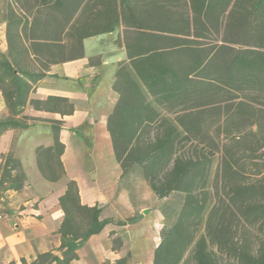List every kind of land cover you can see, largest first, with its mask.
I'll list each match as a JSON object with an SVG mask.
<instances>
[{
  "label": "trees",
  "instance_id": "1",
  "mask_svg": "<svg viewBox=\"0 0 264 264\" xmlns=\"http://www.w3.org/2000/svg\"><path fill=\"white\" fill-rule=\"evenodd\" d=\"M23 7L26 10L20 16L10 13L6 25L8 54L0 59V91L9 117L0 121V137L8 130L29 127V119L23 116L28 104L35 109L73 112L66 98L29 101L34 85L46 77L44 71L73 59L65 58V37H70L81 54L85 39L122 27L128 63L117 72L113 89L119 101L108 120L117 160L125 177L132 165L140 167L158 199L172 192L186 196L175 222L160 232L154 264H185V255L193 245L196 264H218L209 248L210 240L220 245L212 239L220 232L214 221L218 207L198 195L206 190L216 154L222 155L218 181L233 186V199L237 197L242 206L252 208L264 227V186L261 182L233 183L236 163L228 148L242 137L227 130L243 120L256 129L255 135L264 138V107L256 104L264 99V0H38ZM78 14L85 16L83 22H76ZM32 54L41 58L36 59L39 72L22 67L24 58ZM196 101L201 102L193 104ZM60 105L68 110H57ZM164 110L175 115L171 127L162 137L142 144L141 133L157 125ZM209 112L216 113L220 125L217 138L226 135L225 143L217 148L205 144L202 149L206 153L195 158L178 156L182 144L192 146L199 141L196 135ZM52 129L54 145L38 148L37 156L41 174L55 182L65 176L60 161L64 145L59 140L60 128ZM26 181L19 161L7 156L0 187L7 183L9 189L20 191ZM60 204L65 214L59 231L61 256L42 254L33 264H71L88 239L108 224L99 220L98 208L80 204L73 181L67 183ZM75 212H84L89 218L82 234ZM197 225L203 229L201 234L195 230ZM237 255L245 264H264V256L243 251ZM126 261L127 257L103 264Z\"/></svg>",
  "mask_w": 264,
  "mask_h": 264
},
{
  "label": "crops",
  "instance_id": "2",
  "mask_svg": "<svg viewBox=\"0 0 264 264\" xmlns=\"http://www.w3.org/2000/svg\"><path fill=\"white\" fill-rule=\"evenodd\" d=\"M31 57L35 62L41 59L35 54ZM125 63L128 56L120 32L85 39L81 54L51 65L29 97V101L66 98L73 112L35 109L28 104L23 116L29 119V127L8 130L0 137V183L7 156L19 161L27 177L20 191L9 189L7 183L5 189L0 187V264H33L39 255L50 252L61 256L59 231L65 214L60 199L69 181L78 187L80 204L98 208L99 220L108 221L101 233L77 251L71 264L114 263L125 257L126 264H154L164 227V218L155 209L157 196L143 182L129 184L108 129L119 101L113 89L116 75ZM37 66L34 72H39ZM8 117L0 91V121ZM53 126L60 128L59 140L64 145L60 161L65 172L55 182L41 174L37 156L38 148L54 145Z\"/></svg>",
  "mask_w": 264,
  "mask_h": 264
},
{
  "label": "rangeland",
  "instance_id": "3",
  "mask_svg": "<svg viewBox=\"0 0 264 264\" xmlns=\"http://www.w3.org/2000/svg\"><path fill=\"white\" fill-rule=\"evenodd\" d=\"M37 1L19 0L17 4L15 0H0V59L8 54L5 32L10 13L14 12L15 15L20 16V14H23V10H26L23 6L28 4L31 6ZM93 5L92 2L90 6ZM84 19L85 16H82V14H78L75 17L76 22H83ZM114 32H120L121 35L123 34V28L118 27ZM64 42L67 46L64 52L66 59L75 58L80 55L79 49L74 45L70 37H65ZM22 67L31 72L38 69L35 60L29 56L24 58ZM199 102L201 101H196L193 104H199ZM256 104L258 108L264 107V99H260ZM50 108L52 109V107ZM56 109L62 112L68 110L64 105H60ZM174 118L175 115L170 111H162L160 122L157 125H153L152 128L144 130L141 133L140 142L148 145L150 141H154L157 137H162L171 127V120ZM204 120L205 124L203 129L196 135L199 141H195L192 146L190 144H182L177 149L178 156L186 159L191 157L195 158L206 153V150L204 151L202 149L205 144L210 145L211 148H214L215 145V148H217L218 145L222 146L225 143L226 135H222L220 140L217 138L219 133L218 126L220 125L217 122L218 117L216 113L209 112L205 114ZM227 130L233 134L232 136L242 137L239 143H234L228 148L233 154L232 156L236 163L234 165L235 175L233 176V183L238 185H252L261 182L264 186V138L255 135L256 129L248 127V123L243 120L236 122L234 125H230ZM209 139H214V142L209 141ZM200 143L202 145H199ZM221 158L222 155L219 153L212 159L206 190L204 192L198 191V195L203 200H206L208 205L215 204L218 207L214 221L216 226H220L218 227V231L220 232H215L216 234L212 236V239L220 242V245L216 243L212 244V240H210L209 248L214 252L218 264H245L240 259L241 257L237 255L238 252H248L255 257L264 256V227L261 222H257L252 208H247V205L242 206L241 201L237 197L233 199L232 192L234 187L218 181ZM53 161L55 169L59 170L57 159L54 158ZM43 166L45 167V165ZM47 175L49 176L48 173ZM127 179L131 186L133 184L136 186L139 182H143V184L149 186L144 178V171L137 165L130 167ZM6 187L4 186L1 190ZM185 197L184 193L172 192L167 198H157L155 209L159 210L162 214L164 226L175 222L178 213L183 207ZM74 216L78 225V232L80 234L84 233L89 225L88 215L84 212H75ZM195 230L198 234L203 232L200 225H197ZM218 234L223 237H219ZM117 240L115 239L114 241L115 246L119 245ZM193 250L194 245L185 255V264H196L193 258Z\"/></svg>",
  "mask_w": 264,
  "mask_h": 264
},
{
  "label": "water",
  "instance_id": "4",
  "mask_svg": "<svg viewBox=\"0 0 264 264\" xmlns=\"http://www.w3.org/2000/svg\"><path fill=\"white\" fill-rule=\"evenodd\" d=\"M146 213H148V212H146Z\"/></svg>",
  "mask_w": 264,
  "mask_h": 264
}]
</instances>
